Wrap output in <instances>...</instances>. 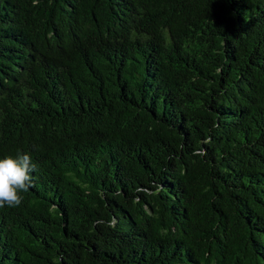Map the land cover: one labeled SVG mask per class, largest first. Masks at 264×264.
<instances>
[{
	"label": "trees",
	"instance_id": "1",
	"mask_svg": "<svg viewBox=\"0 0 264 264\" xmlns=\"http://www.w3.org/2000/svg\"><path fill=\"white\" fill-rule=\"evenodd\" d=\"M0 264H264V0H0Z\"/></svg>",
	"mask_w": 264,
	"mask_h": 264
},
{
	"label": "clouds",
	"instance_id": "2",
	"mask_svg": "<svg viewBox=\"0 0 264 264\" xmlns=\"http://www.w3.org/2000/svg\"><path fill=\"white\" fill-rule=\"evenodd\" d=\"M34 171L36 165L26 152L18 151L0 159V208H15L23 203L24 194L34 186Z\"/></svg>",
	"mask_w": 264,
	"mask_h": 264
}]
</instances>
